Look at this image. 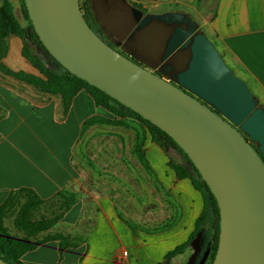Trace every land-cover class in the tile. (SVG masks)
I'll use <instances>...</instances> for the list:
<instances>
[{
  "label": "water",
  "instance_id": "95a60500",
  "mask_svg": "<svg viewBox=\"0 0 264 264\" xmlns=\"http://www.w3.org/2000/svg\"><path fill=\"white\" fill-rule=\"evenodd\" d=\"M92 1L119 10L128 35L156 50L155 73L100 39L78 0H24L40 42L65 70L158 127L194 165L219 209L212 264H264V109L188 14Z\"/></svg>",
  "mask_w": 264,
  "mask_h": 264
},
{
  "label": "crops",
  "instance_id": "0c3cea01",
  "mask_svg": "<svg viewBox=\"0 0 264 264\" xmlns=\"http://www.w3.org/2000/svg\"><path fill=\"white\" fill-rule=\"evenodd\" d=\"M129 1L143 9L151 7L145 0ZM170 1L179 7L177 12L188 14L210 37L226 65L264 109V0ZM13 52L27 63L28 69L10 68L8 59ZM21 52V41L11 38L4 66L14 72L35 74ZM61 99L60 95L43 94L13 78L2 79L0 74V205L8 204L10 197L25 190L33 191L43 205L59 198L71 184L82 186L80 172L72 161L80 158V153L75 155V147L84 122L106 115L83 89L72 99L66 116L62 115ZM161 152L154 144H146L151 169L161 181V189L172 194L173 202L166 200L168 203L156 205L147 213L153 219L147 224L155 230L158 226L168 231L133 239L127 208L118 209L114 197L95 198L96 207L89 213L84 198H80L56 224L55 236L63 237L67 245L61 255L59 241L47 240L25 253L22 264H164L169 253L185 244L171 264L183 258L190 264H208L207 247L203 253L195 238L196 223L205 206L202 194L189 179L176 177ZM67 234L72 235L71 239Z\"/></svg>",
  "mask_w": 264,
  "mask_h": 264
},
{
  "label": "rangeland",
  "instance_id": "374dc122",
  "mask_svg": "<svg viewBox=\"0 0 264 264\" xmlns=\"http://www.w3.org/2000/svg\"><path fill=\"white\" fill-rule=\"evenodd\" d=\"M127 1L133 7L139 9L140 6L136 2ZM145 1H147L148 6H151L149 9H139L145 15L177 12L176 10L179 9L170 0H155V3L151 0ZM10 2L13 5L16 20L22 22L19 0H10ZM78 4L82 8V14L86 16L89 23L97 31V36L107 45L109 44L112 49L122 54L118 47L119 38L122 34L118 32L126 28L122 14L119 12L112 13L105 6L97 5L96 7L92 0H79ZM100 17H102L101 22H99ZM108 21L114 24L113 27L116 25L118 30L114 39L109 38L104 33L102 26H104V22ZM113 27H111L112 30H115ZM130 30L124 31V35H128ZM207 38L209 39L210 37L208 36ZM135 40H141L145 45L147 44L139 37L135 38ZM130 47L132 49L135 48L133 45ZM8 65L13 70L28 69L27 63L16 52H13L8 59ZM148 71L154 73L152 69H148ZM58 84L63 87H77L76 84H72L69 81H61ZM52 95L56 94L53 92ZM104 112L106 116L96 115L94 117H99L98 121L83 126L81 138L75 147V155L80 153V158L74 157L72 161L75 164L76 171L80 172V183L82 186L77 183L75 185L71 184L60 193L59 198L47 204L42 205L41 203L34 206L28 218V231L31 234L29 236L18 230L15 225L27 197L25 194L16 193L0 213V223L10 235L27 243L46 240L52 237V234L56 235L55 232L58 229L56 226L57 221L46 230H44L43 226L47 227L52 224V220L58 219L74 202L84 198L89 213L93 212L96 207L95 198L104 196L114 197L117 201V207L121 211L127 208L126 214H128L126 217L133 239L146 238L168 231L164 228L158 229V226L156 227L157 230H155L153 226L147 224L153 221L152 216H148L147 213L153 211L156 205L159 206L163 201L173 202L172 194L161 189L162 187L159 183L161 181L155 171L153 169L151 171L146 170L138 160L135 151L137 136L143 133L149 139L150 133L148 129L140 120L130 114L116 117L105 110ZM102 119H106L109 122H104ZM150 150L148 149L149 155ZM163 151L161 153L163 155L167 153V156H171L175 163L182 162V156L174 151L171 146L165 145ZM123 216L125 217V215ZM208 220V223L198 229L196 232L198 234L195 238H197L198 248L202 249L204 253L207 247L208 256H210L212 246L211 216H209ZM138 233L141 234L138 235ZM71 236V234H67L69 239H71ZM174 257H167L164 264H171ZM177 264H190V262H186V258H183L177 260Z\"/></svg>",
  "mask_w": 264,
  "mask_h": 264
},
{
  "label": "trees",
  "instance_id": "16d2710c",
  "mask_svg": "<svg viewBox=\"0 0 264 264\" xmlns=\"http://www.w3.org/2000/svg\"><path fill=\"white\" fill-rule=\"evenodd\" d=\"M200 0H197L199 2ZM20 10L22 15V22L16 20L13 12V5L10 0H3L0 3V74L2 79L5 77H10L15 79L18 82H22L29 86L37 88L43 94H51L54 92L57 95L61 96L62 100V115L66 116L68 110L70 108L72 99L77 95L80 90H85L90 97L92 98L95 106L97 108H101L113 116L123 117L126 114H130L140 120L145 127L148 129L150 133V138L147 139L143 133L139 134L137 137V142L135 145V151L137 153V157L142 166L151 171V166L146 157V144L151 143L157 146L161 151L165 149V145H169L173 148L174 151L179 153L182 156L181 163H175L171 156H167L168 159V167L174 171L176 177L178 179H189L194 188L198 190L204 199L205 206L202 213V216L198 219L196 223L197 231L201 226L208 223L209 216H211L210 225L212 228V246L210 251L209 263L212 264L220 235V215L217 202L213 197L211 191L207 187L205 181L200 176L194 165L191 163L186 154L179 148L177 144L173 142L171 138H169L163 131H161L158 127L145 120L126 106L122 105L118 101L109 97L105 93L101 92L97 88L89 85L85 81L78 79L74 75L70 74L67 70H65L44 48L42 43L40 42L38 36L36 35L32 23L29 19L25 2L24 0H19ZM79 3V0H78ZM80 10L82 11L81 6ZM139 7V6H137ZM142 7H139L141 9ZM84 19L86 20L89 27L92 31L97 35V31L92 27L89 23L88 19L84 14H82ZM123 31H119L118 33H122L120 35V42H118V47L122 52V55L126 56L132 62L138 64L144 69H152L155 73V69L159 64V58L156 53V50L149 44H144L141 40H135V37L129 35H124ZM17 38L22 43V57L30 64V66L36 71L35 74H27L25 72H14L9 70L3 64L4 58L7 56L10 47V39ZM109 45V44H108ZM133 45L135 48L132 49L130 46ZM61 81H69L72 84H76L77 87H69L59 85ZM59 93V94H58ZM99 117H91L84 125L91 124L95 121H98ZM104 122H109L106 119H102ZM238 130V129H237ZM239 131V130H238ZM239 133L242 134L241 131ZM245 137V136H244ZM246 138V137H245ZM247 139V138H246ZM254 149L255 146L252 144ZM164 152V151H163ZM260 158L264 161L262 156L259 154ZM26 197V201L23 205L22 212L19 214L16 219V228L24 233L26 236H29V224L28 218L30 215V211L34 206L42 203V200L30 190L23 191ZM11 197L9 198V200ZM9 203V201H8ZM7 203L4 205H0V213L6 207ZM58 219L52 220V224L44 227L46 230L48 227L58 222ZM195 235V233H194ZM47 240H58L59 241V253L61 255L62 251L67 247L66 244L63 243V237L61 236H52L46 240L36 242V243H27L23 240H20L12 235H10L1 225L0 223V258L5 261L7 264H22L21 257L34 249H36L40 244L44 243ZM187 244L178 247L176 250L168 254V257L175 256L179 254L186 248Z\"/></svg>",
  "mask_w": 264,
  "mask_h": 264
},
{
  "label": "flooded vegetation",
  "instance_id": "af4514ba",
  "mask_svg": "<svg viewBox=\"0 0 264 264\" xmlns=\"http://www.w3.org/2000/svg\"><path fill=\"white\" fill-rule=\"evenodd\" d=\"M95 5V4H94ZM97 7V6H96ZM108 10L110 11V12H112V13H117V11H119V10H115V9H111V8H108ZM120 13V12H119ZM98 21H99V19H97ZM96 20V21H97ZM102 21V17H100V21L99 22H101ZM104 24V26H102L103 27V30H104V33H105V35H107L109 38H111V39H114L115 38V36H116V33L118 32V30H117V28H116V25H115V27H113V23H111L110 21H108V22H104L103 23ZM111 27H113L115 30H112V28Z\"/></svg>",
  "mask_w": 264,
  "mask_h": 264
},
{
  "label": "built area",
  "instance_id": "2783aa9c",
  "mask_svg": "<svg viewBox=\"0 0 264 264\" xmlns=\"http://www.w3.org/2000/svg\"><path fill=\"white\" fill-rule=\"evenodd\" d=\"M124 256H126V253H123Z\"/></svg>",
  "mask_w": 264,
  "mask_h": 264
}]
</instances>
